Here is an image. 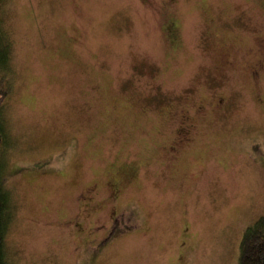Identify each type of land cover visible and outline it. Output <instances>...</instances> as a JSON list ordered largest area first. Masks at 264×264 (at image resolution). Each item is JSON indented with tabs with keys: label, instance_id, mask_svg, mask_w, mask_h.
Listing matches in <instances>:
<instances>
[{
	"label": "rangeland",
	"instance_id": "374dc122",
	"mask_svg": "<svg viewBox=\"0 0 264 264\" xmlns=\"http://www.w3.org/2000/svg\"><path fill=\"white\" fill-rule=\"evenodd\" d=\"M0 19L6 262L239 264L264 218V0H0Z\"/></svg>",
	"mask_w": 264,
	"mask_h": 264
},
{
	"label": "trees",
	"instance_id": "16d2710c",
	"mask_svg": "<svg viewBox=\"0 0 264 264\" xmlns=\"http://www.w3.org/2000/svg\"><path fill=\"white\" fill-rule=\"evenodd\" d=\"M4 35L5 34L0 31L1 45H3L4 41L6 42V36ZM7 46L8 45H6V49ZM6 49L5 47L3 48V54ZM4 79L5 77L0 78V108L4 105L5 101L11 94L10 83H6ZM3 134L4 129H1L0 139L3 138ZM9 194L10 193L6 190L5 182L0 180V264H8L5 259L6 253L4 252V249L5 238L12 218V202L9 198ZM239 264H264V218H261L245 232L240 247Z\"/></svg>",
	"mask_w": 264,
	"mask_h": 264
}]
</instances>
